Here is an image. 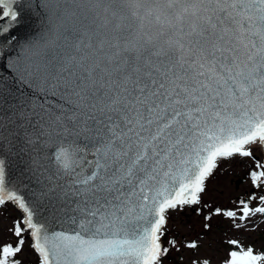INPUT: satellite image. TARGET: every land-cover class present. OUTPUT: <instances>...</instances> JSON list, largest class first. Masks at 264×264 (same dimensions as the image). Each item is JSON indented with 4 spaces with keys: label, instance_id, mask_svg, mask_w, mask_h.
Masks as SVG:
<instances>
[{
    "label": "snow or ice",
    "instance_id": "6c2138e0",
    "mask_svg": "<svg viewBox=\"0 0 264 264\" xmlns=\"http://www.w3.org/2000/svg\"><path fill=\"white\" fill-rule=\"evenodd\" d=\"M0 9V208L20 213L0 264H25V248L34 264H167L185 247L166 239L170 212L236 230L264 215V0ZM237 158L251 191L209 207L207 181ZM227 244L221 264L264 262Z\"/></svg>",
    "mask_w": 264,
    "mask_h": 264
},
{
    "label": "rangeland",
    "instance_id": "374dc122",
    "mask_svg": "<svg viewBox=\"0 0 264 264\" xmlns=\"http://www.w3.org/2000/svg\"><path fill=\"white\" fill-rule=\"evenodd\" d=\"M251 163L250 160L241 162L239 158L221 162L220 168L207 181V192L203 199L209 207L231 206L230 202L234 197L243 194V190L250 189L246 173ZM19 215L20 213L10 206L0 208V233H3L4 239L15 240V237L6 230L13 218ZM168 215L166 239L176 237L182 240L185 247L173 251L167 264H191L196 257L201 259L210 257L211 264H221L229 250L227 240L234 238H238L245 246L253 247L256 253L264 252V215H257L243 222L244 228L241 230L234 229L232 221L227 217L212 216L206 220L207 210L197 214L186 208L183 212H170ZM191 242L197 244L196 250L187 249V244ZM21 259L25 264H34L35 256L25 248Z\"/></svg>",
    "mask_w": 264,
    "mask_h": 264
},
{
    "label": "water",
    "instance_id": "95a60500",
    "mask_svg": "<svg viewBox=\"0 0 264 264\" xmlns=\"http://www.w3.org/2000/svg\"><path fill=\"white\" fill-rule=\"evenodd\" d=\"M29 23H30V24H33V25L35 26V22L30 21ZM26 31H27V29H25V28H21V29H19V33H20L21 35H23ZM0 70H3V69H0ZM237 184H238V182L236 181V185H237Z\"/></svg>",
    "mask_w": 264,
    "mask_h": 264
},
{
    "label": "flooded vegetation",
    "instance_id": "af4514ba",
    "mask_svg": "<svg viewBox=\"0 0 264 264\" xmlns=\"http://www.w3.org/2000/svg\"><path fill=\"white\" fill-rule=\"evenodd\" d=\"M246 191H251V189H249V190H243V193L246 192Z\"/></svg>",
    "mask_w": 264,
    "mask_h": 264
}]
</instances>
